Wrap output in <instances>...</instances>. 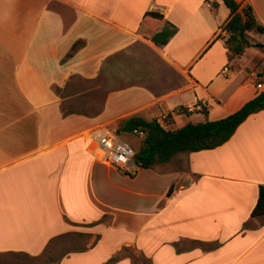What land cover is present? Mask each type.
Masks as SVG:
<instances>
[{"label":"crops","instance_id":"1","mask_svg":"<svg viewBox=\"0 0 264 264\" xmlns=\"http://www.w3.org/2000/svg\"><path fill=\"white\" fill-rule=\"evenodd\" d=\"M209 1L0 0V254L39 256L81 233L90 243L51 264H264V217L251 216L264 109L169 167L107 165L88 135L130 117L216 120L264 90V42L252 34L228 61L216 36L229 10ZM236 1L264 25V0Z\"/></svg>","mask_w":264,"mask_h":264},{"label":"trees","instance_id":"2","mask_svg":"<svg viewBox=\"0 0 264 264\" xmlns=\"http://www.w3.org/2000/svg\"><path fill=\"white\" fill-rule=\"evenodd\" d=\"M209 2L212 8H216L219 2H222L229 10V18L220 26L224 34L219 33L216 36V38H224L228 61L242 54L246 48L256 47L252 34H263L264 25L257 21L250 5H241L236 0H211ZM146 16L155 19L162 18L160 14L154 12H147ZM76 47L75 44L72 49ZM62 108L64 114L72 112L66 106ZM262 109H264V90L259 91L237 110L216 120H208L207 111L203 109L202 113L205 117L203 121L187 122L175 129H168L156 119L144 120L130 117L123 122L117 132L142 131L143 137L138 148L134 149L135 154L132 161L139 167L153 168L169 163L175 155L180 153L212 149L223 144L249 115ZM181 111L189 112L184 108H181ZM251 216L264 217V186L259 187L257 202L251 211ZM64 236L59 235L49 240L43 252L38 256L44 257L45 264L56 263L67 253L55 258L48 255L52 243Z\"/></svg>","mask_w":264,"mask_h":264},{"label":"rangeland","instance_id":"3","mask_svg":"<svg viewBox=\"0 0 264 264\" xmlns=\"http://www.w3.org/2000/svg\"><path fill=\"white\" fill-rule=\"evenodd\" d=\"M253 36L257 42H264V33L254 34ZM73 83L76 85L77 88L80 85L82 87H87V88L95 85V82L84 83V82H80L77 79L73 80ZM62 94H65V92L63 91ZM116 133L120 135V137H122L124 140H126L135 150L140 145L141 139L143 137L135 132H123L121 134L118 132ZM174 163L175 162H173L172 160L170 164H165V165L167 166L174 165ZM178 164H179V168H184L185 166L183 160H179ZM89 243H90V239L88 235L81 233H70L54 241L48 250V255L51 256L52 258H55L61 256L65 252L77 250L80 248H85L86 245ZM126 254H128V251L126 252ZM43 258L38 256L33 257L26 254L1 253L0 264H45Z\"/></svg>","mask_w":264,"mask_h":264},{"label":"built area","instance_id":"4","mask_svg":"<svg viewBox=\"0 0 264 264\" xmlns=\"http://www.w3.org/2000/svg\"><path fill=\"white\" fill-rule=\"evenodd\" d=\"M256 89H261L262 84L256 82ZM205 102H199L194 105L185 107L187 111H194L196 109L206 108ZM181 109H179L180 111ZM138 135L142 136V131H134ZM91 140L95 141L96 149L95 156L103 163L117 167L126 168L127 165L132 161L135 150L133 147L115 131L108 129L106 126H98L88 133Z\"/></svg>","mask_w":264,"mask_h":264},{"label":"water","instance_id":"5","mask_svg":"<svg viewBox=\"0 0 264 264\" xmlns=\"http://www.w3.org/2000/svg\"><path fill=\"white\" fill-rule=\"evenodd\" d=\"M263 47H264V45H263Z\"/></svg>","mask_w":264,"mask_h":264}]
</instances>
